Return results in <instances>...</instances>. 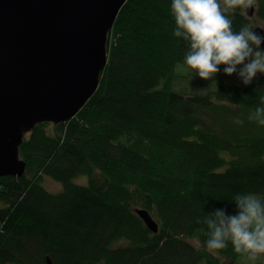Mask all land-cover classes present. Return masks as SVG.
<instances>
[{"label": "trees", "instance_id": "1", "mask_svg": "<svg viewBox=\"0 0 264 264\" xmlns=\"http://www.w3.org/2000/svg\"><path fill=\"white\" fill-rule=\"evenodd\" d=\"M258 4L252 17L236 14V30L264 26ZM170 6L126 0L95 94L71 120L37 124L23 138L24 175L0 177V264H243L231 244L215 256L194 245L206 239L198 219L236 214L237 194L264 198V126L248 120L264 74L229 84L220 65L207 92L178 88L185 46ZM78 175L88 183H74ZM45 176L62 190H47Z\"/></svg>", "mask_w": 264, "mask_h": 264}, {"label": "water", "instance_id": "2", "mask_svg": "<svg viewBox=\"0 0 264 264\" xmlns=\"http://www.w3.org/2000/svg\"><path fill=\"white\" fill-rule=\"evenodd\" d=\"M125 2L0 0V177L24 175L19 146L35 125L71 120L95 94ZM259 26L253 31L264 35ZM135 212L158 231L146 209Z\"/></svg>", "mask_w": 264, "mask_h": 264}, {"label": "clouds", "instance_id": "3", "mask_svg": "<svg viewBox=\"0 0 264 264\" xmlns=\"http://www.w3.org/2000/svg\"><path fill=\"white\" fill-rule=\"evenodd\" d=\"M258 7V0H171L173 34L184 43L183 63L191 78L214 80L220 65L224 74L235 73L244 85L251 84L258 73L264 74V50L260 49L264 35L253 31L255 25L238 30L233 26L237 13L247 15L249 8ZM248 120L264 126V96ZM235 122L243 124L240 119ZM233 200L236 214L215 209L202 221L198 219L207 226L202 230L206 239L194 247L215 256L231 244L235 253L256 264L264 257V198L245 193Z\"/></svg>", "mask_w": 264, "mask_h": 264}, {"label": "rangeland", "instance_id": "4", "mask_svg": "<svg viewBox=\"0 0 264 264\" xmlns=\"http://www.w3.org/2000/svg\"><path fill=\"white\" fill-rule=\"evenodd\" d=\"M259 20H256L257 25H263ZM177 72L180 74L177 78L179 80L178 88L182 90H186L185 92H197V93H204L207 92V87L211 88L212 86L215 87L218 83L219 79L217 75L214 77V80H205L200 78L199 76H194L191 78L189 75L188 69H186V66L184 65L183 61L179 62L176 66ZM261 74L258 73L257 76L253 79V81H256ZM229 84H239L244 85L241 80L238 78V76L234 73L232 76L226 78L225 80ZM51 123V122H47ZM54 124V123H53ZM50 128V127H49ZM48 128V129H49ZM28 134V133H27ZM96 176H99V173H95ZM73 182L76 184H82L86 185L88 183V178L85 175H78L73 179ZM41 184L50 192L57 193L62 190L63 184L49 176H45L43 181H41ZM238 262L243 264H249V262L244 255L240 256L237 259ZM264 262V257H262L261 260L257 261L256 263Z\"/></svg>", "mask_w": 264, "mask_h": 264}]
</instances>
